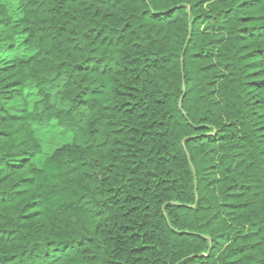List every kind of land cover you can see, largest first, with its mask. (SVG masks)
I'll return each mask as SVG.
<instances>
[{
  "label": "trees",
  "instance_id": "obj_1",
  "mask_svg": "<svg viewBox=\"0 0 264 264\" xmlns=\"http://www.w3.org/2000/svg\"><path fill=\"white\" fill-rule=\"evenodd\" d=\"M14 2L0 264H264V0Z\"/></svg>",
  "mask_w": 264,
  "mask_h": 264
},
{
  "label": "rangeland",
  "instance_id": "obj_2",
  "mask_svg": "<svg viewBox=\"0 0 264 264\" xmlns=\"http://www.w3.org/2000/svg\"><path fill=\"white\" fill-rule=\"evenodd\" d=\"M8 4L11 10L15 9L14 0H3ZM23 51L22 47L17 48L15 52V57H18ZM36 136L41 141L44 147V153H49L55 147L60 144H63L70 139V135L64 132L63 129L56 126L55 124H49L46 126H42L36 129Z\"/></svg>",
  "mask_w": 264,
  "mask_h": 264
}]
</instances>
